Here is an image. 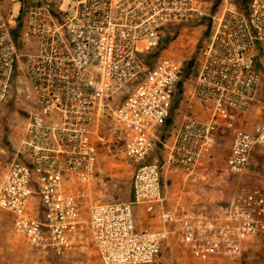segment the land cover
<instances>
[{
  "label": "built area",
  "instance_id": "obj_1",
  "mask_svg": "<svg viewBox=\"0 0 264 264\" xmlns=\"http://www.w3.org/2000/svg\"><path fill=\"white\" fill-rule=\"evenodd\" d=\"M180 39L195 47L186 66L173 54ZM263 70L264 0H0V104L13 87L30 103L0 211L33 247L91 248L100 264H155L169 235L195 258L239 256L247 237L264 239L261 195L219 222L165 209L162 182L207 172L219 135L231 136L223 172L248 170L264 123L241 124L264 113ZM101 145L136 164L131 201L84 208ZM135 209L158 228L138 231Z\"/></svg>",
  "mask_w": 264,
  "mask_h": 264
},
{
  "label": "rangeland",
  "instance_id": "obj_2",
  "mask_svg": "<svg viewBox=\"0 0 264 264\" xmlns=\"http://www.w3.org/2000/svg\"><path fill=\"white\" fill-rule=\"evenodd\" d=\"M201 32L202 30L199 29V36ZM181 42L180 39L174 43L173 54L184 59L186 66L195 47L191 43L188 48H185V45ZM158 57L159 52L152 56V61ZM25 73L27 74V71ZM262 75L264 78V70ZM29 112L30 103L17 93L15 87L12 88L8 100L0 104V184L4 169L12 160L14 149L24 138L23 128L29 120ZM107 127L108 122H103L101 136H106L105 129ZM160 135L163 136L164 132ZM258 151L253 159L254 161L252 160L249 163L248 172L254 176L250 182L253 184L250 185H259V187L264 188V151L259 149ZM227 153V149L223 151L216 149L214 154L215 163L212 165L211 175L209 174L205 180L198 182L203 188V191L199 194L195 191L198 183L183 182L177 179L173 173L171 175L170 172H167L162 182L165 209L182 212L201 210L202 205H204V210L209 213V216H213L216 220L222 222L225 211L229 206L241 207L244 203L242 199L246 197L249 198L250 203L254 204L255 196L258 197L259 194L263 197L264 192L262 191L258 194L245 193L243 190L244 179L239 180L238 175L223 172L222 160ZM158 158L159 150L149 161ZM135 168L136 164L124 154L120 146L107 148L101 145L98 149L95 181L86 188L85 196L81 200L84 208L90 204L131 201V180ZM135 210V224L138 231L152 232L158 228L157 218L147 215L139 209ZM240 219H243V217L237 216V220ZM0 264L100 263L91 248L83 252L69 251L58 256L52 252L33 247L14 232L10 217L5 212L0 211ZM155 264H264V239L257 235L247 237L242 241L241 253L237 257L203 256L195 258L181 243H175L173 236L169 235Z\"/></svg>",
  "mask_w": 264,
  "mask_h": 264
},
{
  "label": "crops",
  "instance_id": "obj_3",
  "mask_svg": "<svg viewBox=\"0 0 264 264\" xmlns=\"http://www.w3.org/2000/svg\"><path fill=\"white\" fill-rule=\"evenodd\" d=\"M263 98H264V96H263ZM262 123H264V113L263 114H259V115H255V116H252V117H248V118L244 119L243 122H242V124H241V126H242V128L244 130L252 132V131L255 130V128L258 125H260ZM230 144H231V136H229V135H226V136L225 135H219L218 138H217L216 149H219V151L220 150L223 151L224 149L229 150ZM258 152H259L258 149H255L253 151V153L251 155L250 161H252L254 159V157L256 156V154H258ZM211 169H212V166H211V168H209V170L207 172L199 173V175L196 178L197 180L196 181H193V182L198 183L199 181L205 180L209 174L211 175V173H212ZM253 177L254 176H252V175L249 174L248 170L244 174L238 176V179L239 180H243L244 179V183H245L244 184V188H243L244 192L245 193H247V192H253V194L259 193L261 191L264 192V188L263 187L261 188V187H259V185H250V184H253V183H250L252 181ZM176 178L181 180V178H179V177H176ZM254 180H256V179L254 178ZM195 191L198 194H199V192L203 191L202 185L198 183L196 185V187H195ZM263 199H264V195H263ZM203 206L204 205H202L201 210H204L205 207H203Z\"/></svg>",
  "mask_w": 264,
  "mask_h": 264
},
{
  "label": "trees",
  "instance_id": "obj_4",
  "mask_svg": "<svg viewBox=\"0 0 264 264\" xmlns=\"http://www.w3.org/2000/svg\"><path fill=\"white\" fill-rule=\"evenodd\" d=\"M234 1L237 3L238 7H239L240 9H242V7L245 6V4H246L245 2H246L247 0H246L245 2H244V0H234Z\"/></svg>",
  "mask_w": 264,
  "mask_h": 264
}]
</instances>
